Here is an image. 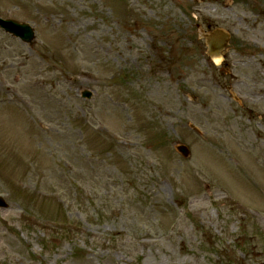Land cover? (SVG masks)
Instances as JSON below:
<instances>
[{
  "label": "rangeland",
  "instance_id": "374dc122",
  "mask_svg": "<svg viewBox=\"0 0 264 264\" xmlns=\"http://www.w3.org/2000/svg\"><path fill=\"white\" fill-rule=\"evenodd\" d=\"M0 17L37 35L0 29V264H264V0H0ZM198 25L229 34L220 66ZM233 91L261 96L249 112ZM232 119L249 155L209 139Z\"/></svg>",
  "mask_w": 264,
  "mask_h": 264
},
{
  "label": "bare ground",
  "instance_id": "6f19581e",
  "mask_svg": "<svg viewBox=\"0 0 264 264\" xmlns=\"http://www.w3.org/2000/svg\"><path fill=\"white\" fill-rule=\"evenodd\" d=\"M258 32V31H256ZM255 33V31H254ZM253 35V34H251ZM220 58H216L214 59V62L217 66H220L221 62H220ZM226 65L228 66L227 64V60H226ZM262 65L264 66V63H262ZM228 76L232 79V80H236V77L232 74V73H229L228 72ZM259 94H262V90H258ZM188 94L189 96L193 99V103H195L199 96H198V93L196 91H194L193 89H189L188 91ZM232 94L235 96H237L238 98V102L239 104L245 108V110L247 111H251V107L250 105H254L255 102H259V96L261 95H255L257 97V100L256 101H251L249 98L247 97H242L240 96L237 92L235 93L234 91L232 92ZM222 101H221V97H220V94L217 93L216 91H213L211 93V98L208 102V104L206 105L205 104V107H206V110L210 113L213 114L214 117H218V112H221L224 107L222 106ZM218 105V106H217ZM260 117V119H264V112L262 114H259L258 115ZM230 125L225 128V131H226V137H225V140L226 142L225 143H222V137H220L219 135H216V136H210L209 139H211L212 141H215V142H220V145L224 148V149H228V147L230 146V144H234L238 147V150L245 154V155H249L250 153L248 152L249 150H247L248 148V144L246 143V141H250L252 140V135L249 131H245L243 134H241V137L240 139L237 138V134L235 133L234 131V128H235V124H236V119H232V121L229 123ZM221 133V132H219ZM258 138H263L264 136L261 134V133H258L257 134ZM258 147H261L260 145L257 146ZM256 148V146L254 147ZM260 155L261 156H264V151L260 148Z\"/></svg>",
  "mask_w": 264,
  "mask_h": 264
},
{
  "label": "water",
  "instance_id": "95a60500",
  "mask_svg": "<svg viewBox=\"0 0 264 264\" xmlns=\"http://www.w3.org/2000/svg\"><path fill=\"white\" fill-rule=\"evenodd\" d=\"M0 27L15 37L21 38L23 42L31 45L36 38L33 27L27 23L0 19ZM205 37L208 41L209 53L212 56H217L227 44V35L220 30L211 35H205ZM84 96L91 97V93L85 92ZM178 150L182 152L184 156L189 155V150L185 146H179ZM0 206H5V203L2 200H0Z\"/></svg>",
  "mask_w": 264,
  "mask_h": 264
}]
</instances>
